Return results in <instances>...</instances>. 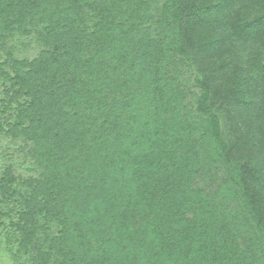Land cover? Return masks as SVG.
Here are the masks:
<instances>
[{"label":"trees","instance_id":"obj_1","mask_svg":"<svg viewBox=\"0 0 264 264\" xmlns=\"http://www.w3.org/2000/svg\"><path fill=\"white\" fill-rule=\"evenodd\" d=\"M247 62L264 0H0V134L29 160L0 172L13 257L264 264Z\"/></svg>","mask_w":264,"mask_h":264},{"label":"rangeland","instance_id":"obj_2","mask_svg":"<svg viewBox=\"0 0 264 264\" xmlns=\"http://www.w3.org/2000/svg\"><path fill=\"white\" fill-rule=\"evenodd\" d=\"M23 43V44H22ZM16 55H36L38 46L36 43H28V41L17 40ZM246 74L252 78L250 82L253 91L258 89L260 95L259 105L252 107H244L239 109V125H242L244 135H249L255 147L264 150V73H258L253 69L251 62L246 63ZM244 115V116H243ZM15 143L0 134V172L5 166L14 162L15 170L18 174L26 175L28 159L24 152L14 150ZM254 147V148H255ZM264 159V155H261ZM10 220L2 217L0 212V264H32L27 257H13L17 250L16 237L13 236L14 231L9 226Z\"/></svg>","mask_w":264,"mask_h":264}]
</instances>
